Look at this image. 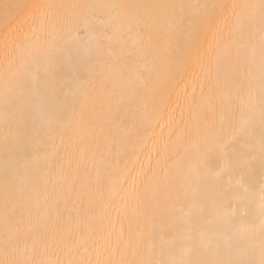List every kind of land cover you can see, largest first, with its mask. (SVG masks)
I'll return each mask as SVG.
<instances>
[{
  "label": "bare ground",
  "instance_id": "obj_1",
  "mask_svg": "<svg viewBox=\"0 0 264 264\" xmlns=\"http://www.w3.org/2000/svg\"><path fill=\"white\" fill-rule=\"evenodd\" d=\"M262 5L0 0V264H262Z\"/></svg>",
  "mask_w": 264,
  "mask_h": 264
},
{
  "label": "snow or ice",
  "instance_id": "obj_2",
  "mask_svg": "<svg viewBox=\"0 0 264 264\" xmlns=\"http://www.w3.org/2000/svg\"><path fill=\"white\" fill-rule=\"evenodd\" d=\"M262 6H264V5H262ZM261 67H262V70H264V48H262V50H261ZM262 211H264V198H262ZM9 264H29V262H27V261L9 262ZM173 264H186V262L176 261V262H173ZM262 264H264V262H262Z\"/></svg>",
  "mask_w": 264,
  "mask_h": 264
}]
</instances>
